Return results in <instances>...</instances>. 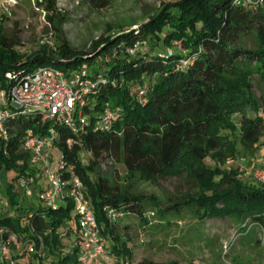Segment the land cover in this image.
I'll return each instance as SVG.
<instances>
[{"label": "trees", "instance_id": "16d2710c", "mask_svg": "<svg viewBox=\"0 0 264 264\" xmlns=\"http://www.w3.org/2000/svg\"><path fill=\"white\" fill-rule=\"evenodd\" d=\"M33 1L61 33L68 18L57 9V0ZM114 1L81 4L104 10ZM5 22L0 25L3 88L13 84L8 73L21 78L44 66L69 76L100 63L91 74L102 82L85 109L89 125L77 133L57 126L56 152L85 186L101 235L110 242L108 264H135L131 240L110 223L108 209L143 225L188 212L201 222L228 218L264 230V185L228 167L264 148V104L254 85L255 77L264 84V0H178L160 8L139 30L102 39L90 52L74 49L63 38L57 50L45 46L22 54L20 41L4 31ZM107 108L119 110L118 117L110 130L101 131L96 126ZM49 126L38 115L16 118L8 123L10 140L0 144V173L14 174L6 187L9 211L0 214V239L10 245L18 264L79 263L73 247L80 237L74 204L47 207L37 191L36 201L24 203L18 192L19 181L31 174L29 155L22 150L25 133L44 135ZM83 150L91 154L87 165L80 158ZM117 166L124 167V176ZM173 177L190 180L198 193L160 198L133 189L138 181ZM30 243L35 244L32 254Z\"/></svg>", "mask_w": 264, "mask_h": 264}, {"label": "rangeland", "instance_id": "374dc122", "mask_svg": "<svg viewBox=\"0 0 264 264\" xmlns=\"http://www.w3.org/2000/svg\"><path fill=\"white\" fill-rule=\"evenodd\" d=\"M72 2L68 0L59 10L68 18L61 33L52 29L46 14L36 9L33 0H19L3 25L4 31L20 41L21 45L17 50L26 55L45 46L57 50L63 38L74 49L90 52L102 39L116 38L122 33L139 30L160 8L175 4L178 0H115L104 10H98L89 4H81L72 9ZM99 65L98 62L95 67L90 66V72H94ZM42 67L44 66L38 68ZM254 85L258 98L264 104V84L255 77ZM250 116L253 117V113ZM80 158L87 165L91 154L83 150ZM60 159V153L56 152L55 167ZM208 163L213 164L211 161ZM230 166L239 168L245 180L264 185L263 181L256 179V174L264 171V148L245 160L228 163V167ZM117 168L124 176V167ZM13 178V173H0V205L9 201L6 187L12 184ZM38 186L45 188V181L39 180ZM133 189L141 194H154L160 198L198 193L197 187L190 180L181 177L161 179L153 183L138 181ZM18 192L21 201L29 203L30 199L24 198L22 190ZM35 199L32 198V201H36ZM117 224L118 232L131 240L129 246L134 253L135 264L143 260L179 264H264V230L250 222L240 223L228 218L201 222L184 212L182 216L170 217L167 221L152 218V225H143L134 217L120 219ZM64 242L65 245H70L67 239ZM105 242L108 247L109 240L105 239Z\"/></svg>", "mask_w": 264, "mask_h": 264}, {"label": "built area", "instance_id": "2783aa9c", "mask_svg": "<svg viewBox=\"0 0 264 264\" xmlns=\"http://www.w3.org/2000/svg\"><path fill=\"white\" fill-rule=\"evenodd\" d=\"M43 2L44 0H38ZM71 8L81 6L80 0H72ZM36 3V1H34ZM68 0H57L56 7L61 9ZM19 0H0V25L12 15ZM138 45L131 53H134ZM185 65L187 62L184 63ZM87 65L69 76L54 67H42L19 78L8 73L13 84L8 88L0 86V144L10 140L8 123L16 118L38 115L50 126L44 135L27 130L22 150L29 155L31 174L19 181V188L26 198H38L47 206L57 208L71 201L78 216L80 237L73 247L78 252V264H108L111 260L107 244L101 235L94 211L87 199L86 189L76 174L74 167L60 159L54 166L56 145L59 140L57 126H65L74 132L84 131L89 125V116L85 109L91 103L92 95L98 91L102 80L91 75ZM144 92L140 93V96ZM119 110L107 108L97 123L96 129L108 131L118 117ZM65 174L67 176L65 177ZM44 180L45 188H39L38 181ZM256 179L264 182V171L256 174ZM9 211V203L2 202L0 214ZM112 224L122 219V214L113 209L107 210ZM3 231L0 230V236ZM11 239L16 242V237ZM27 252H35V244L27 245ZM15 253L8 243L0 239V260L7 264H18Z\"/></svg>", "mask_w": 264, "mask_h": 264}]
</instances>
